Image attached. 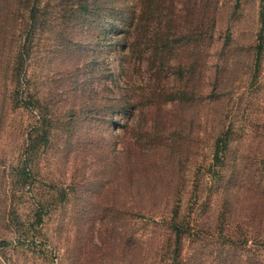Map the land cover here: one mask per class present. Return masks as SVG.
Segmentation results:
<instances>
[{
	"label": "trees",
	"instance_id": "1",
	"mask_svg": "<svg viewBox=\"0 0 264 264\" xmlns=\"http://www.w3.org/2000/svg\"><path fill=\"white\" fill-rule=\"evenodd\" d=\"M221 4L222 0H0V24L8 19L11 27L8 69L13 96L25 108L30 106L27 68L36 31L60 25L87 26L90 34L95 30L96 45L106 53V72L101 74V62L93 59V76L86 83L90 102L82 101L78 112L85 118H103L124 143L102 166L112 175L101 199L112 200L106 202L109 206H94L103 220L98 233L106 242L101 234L116 232L115 223L122 217V249L159 255L164 264H184L187 244L201 241L205 205L211 215L207 228L211 237L223 238L226 255L217 256L215 264H234L229 259L234 238L242 239L248 252L244 264H264V173H255L249 181L239 179L234 189L238 166H230L228 160L231 134L219 126L222 89L231 85L240 53L232 33H226L220 46L215 43ZM258 23L251 46L252 59L260 65L264 0ZM75 40L66 39L67 49L80 45ZM37 122L47 141L49 120L39 117ZM206 189L211 195L204 200L201 192ZM247 195L252 199L246 227L235 231L232 211Z\"/></svg>",
	"mask_w": 264,
	"mask_h": 264
},
{
	"label": "rangeland",
	"instance_id": "2",
	"mask_svg": "<svg viewBox=\"0 0 264 264\" xmlns=\"http://www.w3.org/2000/svg\"><path fill=\"white\" fill-rule=\"evenodd\" d=\"M259 4L260 0H222L217 10L215 43L219 45L227 32L232 33L240 51L231 85L222 89L217 107L219 126L231 134L229 164L238 166L234 189L239 179L249 181L255 173H264V53L257 65L251 46L260 26ZM7 23L5 19L0 24V264H164L159 255L122 249V217L117 218L116 232L109 229L101 234L106 242L98 233L103 220L94 206H109L106 202L112 200L101 199L112 175L102 166L124 143L103 118H85L78 112L82 101L90 102L86 83L93 76V59L101 62V74L106 72V53L96 45L95 30L90 34L87 26L60 25L36 31L27 68L30 106L25 108L13 96L8 69L13 42ZM65 38L81 43L67 49ZM36 100L38 105L33 103ZM39 117L49 120L47 141ZM63 190L66 199L61 201ZM201 195L205 200L211 191ZM251 199L244 196L242 206L232 211L235 231L245 229ZM220 208L219 203L215 214ZM208 209L205 205L201 212L202 239L187 244L184 264H215L217 256H226L223 238L211 237L207 228ZM240 240L233 239V251L227 255L234 264L247 261L248 252Z\"/></svg>",
	"mask_w": 264,
	"mask_h": 264
}]
</instances>
